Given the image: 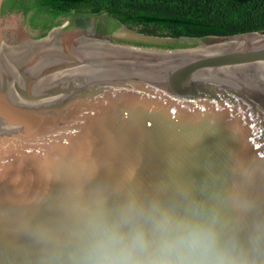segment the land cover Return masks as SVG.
<instances>
[{
    "label": "water",
    "instance_id": "1",
    "mask_svg": "<svg viewBox=\"0 0 264 264\" xmlns=\"http://www.w3.org/2000/svg\"><path fill=\"white\" fill-rule=\"evenodd\" d=\"M115 35L156 40L126 25ZM95 43L88 50L105 54L99 64L73 61L43 75L34 66L54 62L58 48L32 38L21 13L0 15V48L14 63L0 60V199L39 195L54 171H88L98 158L151 178L166 155L188 156L201 125L217 119L264 147L263 33L207 36L169 51Z\"/></svg>",
    "mask_w": 264,
    "mask_h": 264
},
{
    "label": "clouds",
    "instance_id": "2",
    "mask_svg": "<svg viewBox=\"0 0 264 264\" xmlns=\"http://www.w3.org/2000/svg\"><path fill=\"white\" fill-rule=\"evenodd\" d=\"M190 154L54 171L0 199V264H264V147L223 119Z\"/></svg>",
    "mask_w": 264,
    "mask_h": 264
},
{
    "label": "trees",
    "instance_id": "3",
    "mask_svg": "<svg viewBox=\"0 0 264 264\" xmlns=\"http://www.w3.org/2000/svg\"><path fill=\"white\" fill-rule=\"evenodd\" d=\"M32 24L48 29L76 13L106 14L114 27H137L146 39L135 46L162 51L194 48L207 36L264 34V0H14ZM51 20L52 23L47 21ZM161 38V40H158Z\"/></svg>",
    "mask_w": 264,
    "mask_h": 264
},
{
    "label": "flooded vegetation",
    "instance_id": "4",
    "mask_svg": "<svg viewBox=\"0 0 264 264\" xmlns=\"http://www.w3.org/2000/svg\"><path fill=\"white\" fill-rule=\"evenodd\" d=\"M12 13L22 14V21L26 25L28 34L32 38L35 40L40 38L45 39L58 48L59 51L55 52L60 56L58 59H54V62L43 63L42 65L39 63V66L37 65L38 67L34 66L33 71H43V73H41L43 75H48L52 70H56V68L66 67L68 64H74L75 62L73 61H79V64H81L89 63V60L92 59L94 60V62H92L93 65H96L97 63L99 64L105 54L97 52L89 55L88 50L90 45L101 46L95 43V41H108L109 43H124L129 45L146 41V38L137 41L131 40L130 42L120 39L115 35V32L120 26L114 27L113 21L103 14L86 15L76 13L72 16L58 17L54 19V25H51L46 29L40 25L32 24L30 20L31 11L25 12L23 7L19 5L17 1L3 0L0 8L1 17L5 18ZM48 23L51 24L52 21L49 20L47 21V24ZM72 35L75 36V40L72 38ZM143 36L146 35L143 34ZM7 48L8 46L4 44L1 46L0 60L14 68V63H12L8 56L5 55ZM67 52H70L73 57L67 55ZM14 62L17 61L14 59ZM43 86L44 84L38 85L34 90H40Z\"/></svg>",
    "mask_w": 264,
    "mask_h": 264
},
{
    "label": "rangeland",
    "instance_id": "5",
    "mask_svg": "<svg viewBox=\"0 0 264 264\" xmlns=\"http://www.w3.org/2000/svg\"><path fill=\"white\" fill-rule=\"evenodd\" d=\"M104 15H106V14H104ZM126 26H127V25H126ZM127 27H129V28H131V29H133V30H135V31H137V32H140L139 29H138L137 27H130V26H127Z\"/></svg>",
    "mask_w": 264,
    "mask_h": 264
}]
</instances>
